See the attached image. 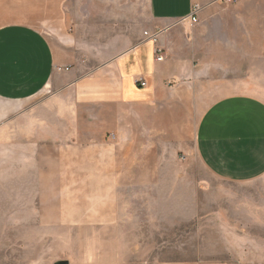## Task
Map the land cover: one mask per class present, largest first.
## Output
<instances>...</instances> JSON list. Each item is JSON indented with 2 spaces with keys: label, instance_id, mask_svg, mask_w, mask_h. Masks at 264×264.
Masks as SVG:
<instances>
[{
  "label": "crops",
  "instance_id": "1",
  "mask_svg": "<svg viewBox=\"0 0 264 264\" xmlns=\"http://www.w3.org/2000/svg\"><path fill=\"white\" fill-rule=\"evenodd\" d=\"M263 3L0 0V230L47 237L69 224L71 196L90 201L93 183L100 208L88 218L117 225L119 180L165 178L181 152L194 150L223 180L263 178L264 99L237 92L205 104L214 80L198 64L199 35L222 33L230 13L247 19ZM146 31L159 34L163 61Z\"/></svg>",
  "mask_w": 264,
  "mask_h": 264
},
{
  "label": "rangeland",
  "instance_id": "2",
  "mask_svg": "<svg viewBox=\"0 0 264 264\" xmlns=\"http://www.w3.org/2000/svg\"><path fill=\"white\" fill-rule=\"evenodd\" d=\"M251 5L257 9L258 4ZM261 5L262 11L244 16L247 19L230 13L228 24L218 28L222 33L199 35V43L204 42L199 69L214 80L207 83L205 104L237 92L264 99ZM169 160L165 178L145 179V186L134 187L119 180L117 225L97 226L88 218L94 215L93 207L100 208L92 201L94 193L100 197V188L93 183L86 188L90 201L72 203L71 196L68 211H63L69 224H55L47 237L38 234L31 241L29 230L22 228L19 237L1 229L0 264L57 259L73 264H264V177L251 182L223 180L194 150ZM82 207L84 211L79 210ZM61 214L55 211V219Z\"/></svg>",
  "mask_w": 264,
  "mask_h": 264
},
{
  "label": "built area",
  "instance_id": "3",
  "mask_svg": "<svg viewBox=\"0 0 264 264\" xmlns=\"http://www.w3.org/2000/svg\"><path fill=\"white\" fill-rule=\"evenodd\" d=\"M228 2H231L233 0H227ZM199 6H196L195 9H194V12H193V15H192V21L193 22H197L198 21V12H199ZM145 36L147 38H150L151 40H153V42L157 43V47H156V59L158 61H163L166 57H167V53L164 49V47L160 46V44H158V36L159 34L158 33H150L148 31L145 32ZM137 83L141 84L142 86L146 85L147 82L143 79V78H139L137 80ZM113 136V134H112Z\"/></svg>",
  "mask_w": 264,
  "mask_h": 264
},
{
  "label": "water",
  "instance_id": "4",
  "mask_svg": "<svg viewBox=\"0 0 264 264\" xmlns=\"http://www.w3.org/2000/svg\"><path fill=\"white\" fill-rule=\"evenodd\" d=\"M55 264H70V261L69 260H59L55 262Z\"/></svg>",
  "mask_w": 264,
  "mask_h": 264
}]
</instances>
